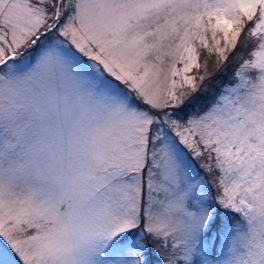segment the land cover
<instances>
[{
	"label": "snow or ice",
	"instance_id": "obj_1",
	"mask_svg": "<svg viewBox=\"0 0 264 264\" xmlns=\"http://www.w3.org/2000/svg\"><path fill=\"white\" fill-rule=\"evenodd\" d=\"M0 264H264V0H0Z\"/></svg>",
	"mask_w": 264,
	"mask_h": 264
}]
</instances>
